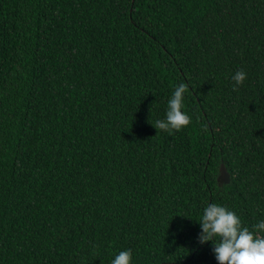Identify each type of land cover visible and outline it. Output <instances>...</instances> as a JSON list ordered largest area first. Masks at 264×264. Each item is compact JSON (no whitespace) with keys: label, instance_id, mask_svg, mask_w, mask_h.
<instances>
[{"label":"trees","instance_id":"1","mask_svg":"<svg viewBox=\"0 0 264 264\" xmlns=\"http://www.w3.org/2000/svg\"><path fill=\"white\" fill-rule=\"evenodd\" d=\"M210 203L264 221V0H0V264H217Z\"/></svg>","mask_w":264,"mask_h":264},{"label":"clouds","instance_id":"2","mask_svg":"<svg viewBox=\"0 0 264 264\" xmlns=\"http://www.w3.org/2000/svg\"><path fill=\"white\" fill-rule=\"evenodd\" d=\"M247 73L236 71L231 79L233 91L243 84ZM189 91L186 83L175 87L167 102L165 119L157 120L152 125L156 130L172 134L188 126L191 118L182 111L184 94ZM200 232L197 237L199 244L211 242L212 252L217 264H264V221L249 227L243 226L240 217L228 208L210 203L203 209L199 220ZM111 264H131V249L121 251Z\"/></svg>","mask_w":264,"mask_h":264},{"label":"water","instance_id":"3","mask_svg":"<svg viewBox=\"0 0 264 264\" xmlns=\"http://www.w3.org/2000/svg\"><path fill=\"white\" fill-rule=\"evenodd\" d=\"M221 171H222V174L220 175V178H219L220 183L223 185L231 184V181H232L231 175L228 173L225 165L222 166Z\"/></svg>","mask_w":264,"mask_h":264}]
</instances>
